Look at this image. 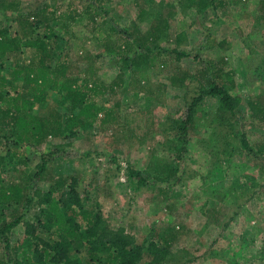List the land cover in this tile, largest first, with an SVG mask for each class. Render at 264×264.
<instances>
[{
	"label": "rangeland",
	"instance_id": "rangeland-1",
	"mask_svg": "<svg viewBox=\"0 0 264 264\" xmlns=\"http://www.w3.org/2000/svg\"><path fill=\"white\" fill-rule=\"evenodd\" d=\"M262 1L216 0V9L209 6L200 12L187 0H106L103 8L107 14L97 13L94 24L84 13L88 0H0V30H8L9 38L18 33L20 15L48 4L47 13L55 14L51 27L57 38L46 39L48 30L43 24L36 34L57 44L54 64H65L70 70L68 78L75 80L86 77L89 61H93L104 92L92 96L99 108L92 126L80 129L78 137L49 139L35 152L22 149L20 154L29 165L13 162L7 171L0 170L3 183L17 184L22 171L33 175L41 164V154L54 152L59 156L50 161L49 172L37 186L47 190L51 175L77 177L82 198L90 200L87 207L99 204L112 228L124 227L142 246L160 243L168 233H176L161 264H264V156L249 154L240 144L242 126L254 148L264 143V126L252 118L251 110L255 103L264 104V25H258ZM10 3L16 9L9 8ZM142 10L146 14L141 15ZM162 10H172L173 17L161 46L174 48L177 34L185 33L187 43L178 50L189 55L177 60L176 55L162 54L156 60L161 72L152 74V91L156 96L155 87L161 86L163 97L149 100L146 91L134 94L137 89L128 82L130 71L123 68V54L105 48L98 32L105 22L101 28L105 34L139 27L147 35L151 13ZM36 52L25 45L18 54L20 65H28ZM13 64L14 60L7 61L1 74L9 76ZM176 70L180 76V70H187L181 76L185 79L181 87L171 84ZM121 74H126L124 81ZM216 79L233 97L241 98L237 115L226 110L219 96L202 94L203 99L194 105L187 152L176 161L170 150L180 149L181 143L169 128L186 118L189 107L201 96L200 89L210 90L209 82ZM64 93L49 91L47 102L33 113L43 118L54 110L64 113ZM108 109H115L119 122L114 118L104 122ZM120 135L123 138L117 146L114 136ZM11 146L0 140V154ZM152 159H174L180 180L139 187V180L130 178L129 169L145 172ZM10 212L0 207V224L11 220ZM34 214L29 213L26 219L33 220ZM25 230L22 224L8 235L11 245L21 240ZM5 254L1 244L0 258ZM143 262L150 264V257Z\"/></svg>",
	"mask_w": 264,
	"mask_h": 264
},
{
	"label": "trees",
	"instance_id": "trees-1",
	"mask_svg": "<svg viewBox=\"0 0 264 264\" xmlns=\"http://www.w3.org/2000/svg\"><path fill=\"white\" fill-rule=\"evenodd\" d=\"M187 1L190 6L196 4L200 12H204L209 6L216 9L218 5L216 0ZM105 2L106 0H88L84 13L94 24L97 13L107 14L103 8ZM11 3L9 8L16 9V5ZM222 5L221 1L219 6ZM48 8L51 7L46 4V7L36 9L26 16L20 15L18 33L14 37L6 36L8 30H0V71L4 69L7 61L14 60L9 76L0 72V140H7L12 145L7 153L0 154L1 172L7 171L13 162L18 165H29L28 159L20 154L22 149L35 152L49 139L66 140L78 137L80 129L92 126L96 122L99 108L92 96L104 94L100 87L103 81L98 74V68L90 60L85 72L86 77L78 76L72 80L67 76L70 70L65 64L58 66L54 64L57 58V44H49L45 38L53 35L57 38L54 27H51L52 21L56 19L54 11H51V14L47 13ZM259 11L261 15L258 18V25H264V0L260 3ZM144 14L146 12L142 10L141 15ZM150 17L147 35L139 27L132 31L126 29L120 33L105 34L102 30L105 22L99 27L101 32L98 33L103 36L105 48L111 52L116 49L123 54V68L130 71L128 82L132 87L135 84L134 89H137L134 94L137 96L140 92L146 91L149 100L152 97L158 100L163 97L162 87H155L158 90L156 96V92L152 91V74L161 72L157 69L156 60L162 54L176 55L177 60L189 54L178 50L187 43L185 33L177 34L174 48L165 50L161 46L162 36L170 28L172 10L153 12ZM42 24L48 30L45 38L36 34V29ZM62 25L66 26L64 23ZM93 29L97 37L96 27L93 26ZM27 44L37 50L36 58L28 65L21 66L18 54ZM179 72L184 77L187 70ZM178 75L176 70L170 78L171 84L175 87H181L185 81L180 74ZM52 76H60L64 81H58ZM123 78H126V74H121L120 80L124 81ZM209 83L211 89H200L201 96L189 107L186 118L182 122L175 121L173 127L169 128L171 135L181 143L180 149L170 150L177 156L176 161L187 152L189 143L186 136L188 130L193 129L194 105L203 99L202 94L219 96L226 110L233 116L237 115L235 112L241 98L233 97L218 79ZM231 86L234 87V83ZM55 89L65 92L63 100L67 104L66 111L60 113L54 110L47 118L35 115L34 109L47 102L49 91ZM108 110L104 122L109 123L113 118L119 122L115 109ZM251 110L252 118L264 126V104L255 103ZM242 128L243 126L240 128L241 146L249 154L264 156V143L256 146L255 150ZM144 137L143 133L140 140ZM122 138L123 135L119 138L114 136L117 146ZM58 156L59 154L54 152L41 154V164L36 173L31 175L28 171L20 172L19 182L11 186L3 183V176L0 174V207L10 210L9 215L12 216L10 221L5 219L0 224V245H4L6 250V254L0 258V264H144L143 261L149 257L150 264H161L169 255L177 237L176 233H168L166 238L159 240L160 243L153 241L148 246H142L124 227L112 228L99 209V204L87 207L90 200L87 197L82 198L77 177L51 175L47 190L37 186V183L44 179L45 173L49 172L52 165L50 161ZM161 161L164 163L155 159L151 161L145 172L130 168V178L133 181L138 179L139 187L150 185L151 188L180 180L179 168L176 165L178 163L174 162V159ZM48 176L47 174L46 178ZM31 212L35 213L33 220L26 219ZM22 224L26 228L24 236L16 244L11 245L8 235Z\"/></svg>",
	"mask_w": 264,
	"mask_h": 264
}]
</instances>
